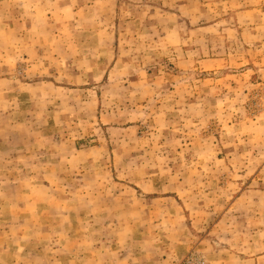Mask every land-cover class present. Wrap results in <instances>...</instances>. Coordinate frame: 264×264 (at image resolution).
<instances>
[{
	"label": "rangeland",
	"instance_id": "1",
	"mask_svg": "<svg viewBox=\"0 0 264 264\" xmlns=\"http://www.w3.org/2000/svg\"><path fill=\"white\" fill-rule=\"evenodd\" d=\"M8 76L0 264H264V0H0Z\"/></svg>",
	"mask_w": 264,
	"mask_h": 264
},
{
	"label": "crops",
	"instance_id": "2",
	"mask_svg": "<svg viewBox=\"0 0 264 264\" xmlns=\"http://www.w3.org/2000/svg\"><path fill=\"white\" fill-rule=\"evenodd\" d=\"M15 78V79H14ZM65 85V84H64ZM35 86H45V87H55V84L44 83V84H36ZM28 84H21L16 81V77H3L0 79V92L3 94L0 97V101L8 102V104H22L25 101L26 95H31ZM33 87V86H32ZM67 92L68 88L66 87ZM17 135V134H14Z\"/></svg>",
	"mask_w": 264,
	"mask_h": 264
}]
</instances>
